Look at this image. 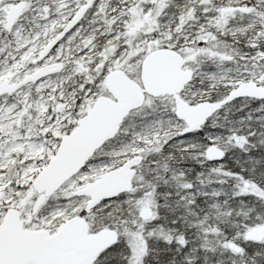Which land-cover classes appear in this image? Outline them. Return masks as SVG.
Segmentation results:
<instances>
[{"label": "snow or ice", "instance_id": "snow-or-ice-1", "mask_svg": "<svg viewBox=\"0 0 264 264\" xmlns=\"http://www.w3.org/2000/svg\"><path fill=\"white\" fill-rule=\"evenodd\" d=\"M0 264H264V0H0Z\"/></svg>", "mask_w": 264, "mask_h": 264}]
</instances>
